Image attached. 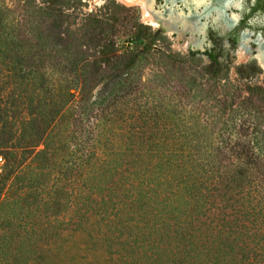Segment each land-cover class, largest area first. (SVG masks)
I'll list each match as a JSON object with an SVG mask.
<instances>
[{"label":"rangeland","instance_id":"374dc122","mask_svg":"<svg viewBox=\"0 0 264 264\" xmlns=\"http://www.w3.org/2000/svg\"><path fill=\"white\" fill-rule=\"evenodd\" d=\"M62 1H67V4L53 7L43 4L41 0H0L2 16L6 20V33L37 34L38 24L35 20L45 19L50 24L56 9L64 15L61 30L69 32L65 44L72 56L78 53V42L82 38L80 34L85 31L96 33V36L109 41L116 40L119 44L128 38H136L138 33L141 35L138 38L141 46L147 45L152 35H160L162 39L153 42L142 53L140 67L130 82L133 94L122 101H113L107 110V120H99L98 127H94L91 135L88 136L89 133L86 132V136L82 137L80 130L68 126L67 132L56 136V146L58 142L63 150L68 147L69 151H75L77 145H83L79 142L84 140L85 148L92 151L95 135H101L102 140H108L117 153L118 149L136 141L133 135L144 132L150 134L153 142L159 145L192 148L194 160L200 163H216L224 160L218 154L219 148L238 140L244 142L249 139L248 132L238 135L240 122L244 119L251 122L258 118L260 126L255 123L258 125L256 140L259 141V147L262 146L261 153L264 154V105L260 101L261 92L264 91V73L242 79L236 73V67L243 61L238 60V57H222L219 62L226 63L228 73L220 72L210 78L204 72V68L210 64L208 57L204 53L193 52L194 61L189 62L187 58L192 52L182 46L183 42L176 35L164 34L159 27L150 25L139 6L123 0ZM110 2L114 7L110 6L109 11L99 12L100 8L106 7ZM40 9L45 14L39 12ZM177 10L188 13L181 8ZM229 10V14L236 13L230 8ZM106 14V17L114 20L110 22L111 28H94L92 22L101 16L104 22ZM138 25L144 28L139 29ZM50 48H58V45L52 42ZM57 60L60 61L54 57L49 62L57 66ZM48 72L45 78L38 80L41 88L34 84L40 91L34 89L28 80H21L22 83L18 84V79H7L6 73L0 75L2 87L11 89L9 93L0 92V99H5L0 100V109L11 113L8 126L30 130L39 123L44 124V115L40 117L38 114L51 109V89L64 84L63 75L57 74L59 69ZM99 91L100 88H94L93 97L96 100L99 99ZM250 95L253 96V105L242 104L241 101ZM224 121L233 125L234 129L223 132ZM0 126L3 124L0 123ZM74 157L66 156V163L62 164L66 166L67 163L74 162ZM56 158L59 160L60 156ZM122 158L129 162L134 159L129 153L123 154ZM2 163L0 159V166ZM33 167L34 164L31 168ZM262 169L264 173V168ZM208 170L214 171L216 168L210 167ZM126 175L127 173L113 176L114 181L126 188L115 189V197L112 198L103 193L102 196L112 200H108L107 208H102L95 203L100 196L95 195V192L93 194L94 180H87L90 194L86 197L76 179L71 182V186L61 178L64 175L51 172L40 196L43 204L56 199V208L53 206V212L48 211L45 204L38 210L29 207L25 209L20 205L5 208L3 215L11 222L0 218V228L10 226L14 235V243L7 242L5 249L11 244L20 245L28 251L30 247L31 252L23 253L26 258L16 264H174L166 260L169 256L166 254L168 248L164 249L162 246V242L166 240L162 236L164 223L171 218L168 212L174 205L173 198L166 193L169 191H162L161 188L165 187H160L159 176L131 180L132 177L126 178ZM62 187H65V198L71 199L77 195L80 199V204L74 210L66 212L63 209L62 198L57 196ZM259 188V197L264 203V180L260 182L258 190ZM85 211L88 213L86 219L74 220ZM11 251L12 248L0 253V264H12L9 257ZM201 262L203 263V258L199 260Z\"/></svg>","mask_w":264,"mask_h":264},{"label":"trees","instance_id":"16d2710c","mask_svg":"<svg viewBox=\"0 0 264 264\" xmlns=\"http://www.w3.org/2000/svg\"><path fill=\"white\" fill-rule=\"evenodd\" d=\"M41 2L53 7L67 4L62 0ZM110 6L114 7V4L110 2L99 12L109 11ZM54 11L50 24L45 19L35 20L38 33L26 35L6 33V20L0 9V75L6 73L7 79H18V84L22 83L21 80H28L34 89L39 90L38 80L45 78L48 71L59 69L57 74L63 75L64 82L51 89V109L38 114L40 117L44 115L45 122L35 128L19 130L8 126L11 113L0 109V123L3 124L0 126V159L3 161L0 166V218L11 222L3 215V210L11 205L38 210L43 204L40 193L45 190L51 172L64 175L61 178L71 186L76 179L86 197L90 194L87 180H94L93 194L95 192L100 196L95 203L102 208H107L108 200H112L102 196L103 193L112 198L115 197V189L126 188L113 180L114 175L127 173L126 178L132 177L131 180L159 176L160 187H165L161 188L162 191H169L166 193L171 195L174 203L168 212L170 223H164L162 235L166 237L162 246L168 248L167 261L174 264H264V203L259 197L260 188L258 190L264 180V154L256 140L259 119L240 122L238 135L248 132L249 139L219 148L218 154L224 160L216 163H200L194 160L192 148L159 145L144 132L133 135L136 141L118 149L117 153L108 140H102L101 135H95L92 151L85 148L84 140L79 142L83 145H77L75 151H69L68 147L63 150L58 142L56 146L54 140L59 134L67 132L68 126L80 130L82 137L86 136V132L89 136L94 127H98L99 120H107V110L113 101H122L133 94L130 82L140 67L142 53L162 37L152 35L149 43L141 46L139 33L136 38H128L119 44L116 40L109 41L85 31L80 34L78 53L72 56L65 44L69 32L61 30L64 15L60 10ZM39 12L45 14L43 9ZM106 16L104 22L101 20L103 16L96 19L95 24L92 22L94 28L104 26L110 29V22L114 20ZM138 28L144 27L138 25ZM52 42L58 48H50ZM189 56L187 60L193 62V54ZM54 57L60 60H57V66L49 62ZM228 71L226 64L216 61L204 68L210 78ZM244 72L243 68H236L242 79ZM94 88H100L97 100L93 97ZM10 90V87L0 84V92L9 93ZM248 93L251 94L249 89ZM261 94L260 101L264 105V91ZM241 102L253 105V96ZM223 126V132L234 129L225 121ZM127 153L134 158L131 164L122 158ZM72 155L77 156L75 161L64 166L65 157ZM57 156H60L59 160ZM210 167L216 170H208ZM65 192V187H62L57 196L62 198L63 209L68 212L78 207L80 199L77 195L67 199ZM55 201H47L43 205L53 212ZM87 214L85 211L74 220L86 219ZM12 232L10 226L0 228V253L12 248L9 257L12 264H16L19 260L23 261L26 258L23 253H30L31 249L29 247L28 251L12 244L5 249L7 242L14 243ZM202 258L203 263H199Z\"/></svg>","mask_w":264,"mask_h":264},{"label":"flooded vegetation","instance_id":"af4514ba","mask_svg":"<svg viewBox=\"0 0 264 264\" xmlns=\"http://www.w3.org/2000/svg\"><path fill=\"white\" fill-rule=\"evenodd\" d=\"M156 2H158V5H161L163 0H156ZM156 5L155 7L158 6ZM219 7H221L219 3L213 0L209 15L199 18L200 23L205 24L204 34L200 35L195 33L193 36L204 38L202 50H188L192 52L191 54L193 52H196L195 54L204 53L210 63L212 61L221 63L219 62V58L232 59L237 57V51L243 43L248 45L249 58L236 67L245 70L242 75L244 77L243 79L264 73L263 68H261L255 57L258 47L264 44V0H230V9L236 12L234 15L237 18L233 22H230L227 28L218 26L214 21L216 10ZM174 8H181L185 12L188 11L179 1H177L176 6L174 5ZM229 12L230 10L227 9L223 13L228 20L233 16ZM160 30L163 32L162 29ZM245 34L249 37L247 43L242 40ZM173 35L176 34L174 33ZM186 36L189 37L190 33L187 32ZM223 63L226 64L225 62Z\"/></svg>","mask_w":264,"mask_h":264},{"label":"bare ground","instance_id":"6f19581e","mask_svg":"<svg viewBox=\"0 0 264 264\" xmlns=\"http://www.w3.org/2000/svg\"><path fill=\"white\" fill-rule=\"evenodd\" d=\"M99 1V0H97ZM128 4L139 6L148 23L154 27H159L167 34L177 35V38L183 42V47L192 50H202L203 37H195L193 34H204L205 24L200 23V17H207L211 10V0H163L162 6L155 7L154 0H123ZM177 1L181 2L188 10L187 14L174 8ZM221 7L216 10V18L214 21L223 28L229 27L236 16H232L230 20L224 16V10L229 7L230 0H216ZM232 5V4H231ZM201 9V12L198 10ZM190 36L187 37L186 33ZM188 35V34H187ZM248 35H244L242 40L247 43ZM248 45L241 44L237 51V57L240 61H246L249 58ZM256 59L264 70V44L257 49Z\"/></svg>","mask_w":264,"mask_h":264},{"label":"water","instance_id":"95a60500","mask_svg":"<svg viewBox=\"0 0 264 264\" xmlns=\"http://www.w3.org/2000/svg\"><path fill=\"white\" fill-rule=\"evenodd\" d=\"M212 2H213V0H211V3H212ZM155 3H156V0H154V4H155ZM183 7H184V6H183ZM229 8H230V5H229V7H228L227 9H229ZM227 9H225V10H227ZM163 33H164V34H167V33L164 32V31H163ZM167 35H168V34H167Z\"/></svg>","mask_w":264,"mask_h":264}]
</instances>
